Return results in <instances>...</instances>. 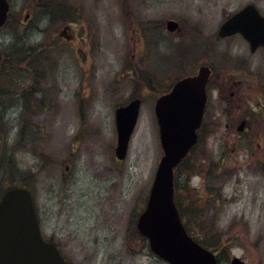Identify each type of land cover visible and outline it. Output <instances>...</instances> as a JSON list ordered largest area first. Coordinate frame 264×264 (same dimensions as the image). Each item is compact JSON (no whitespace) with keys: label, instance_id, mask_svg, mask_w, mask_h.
Listing matches in <instances>:
<instances>
[{"label":"rangeland","instance_id":"1","mask_svg":"<svg viewBox=\"0 0 264 264\" xmlns=\"http://www.w3.org/2000/svg\"><path fill=\"white\" fill-rule=\"evenodd\" d=\"M9 1L0 51L17 42L41 65L1 75L0 199L26 184L47 236L78 237L63 250L69 264H165L134 228L163 155L154 103L206 63L216 78L204 137L187 161L193 171L180 170L178 206L201 218L202 226L185 220L195 235L204 226L211 241L220 239L226 252H218L219 264L235 256L264 264V49L252 53L242 35L218 34L248 3L264 14V0ZM169 19L180 23L174 32ZM30 68L40 74L28 75ZM234 74L241 89L223 83ZM11 78L33 79L40 90L26 100L13 93ZM136 97L139 120L117 165L115 111ZM243 120L248 132L238 130ZM62 196L71 201L64 212Z\"/></svg>","mask_w":264,"mask_h":264},{"label":"water","instance_id":"2","mask_svg":"<svg viewBox=\"0 0 264 264\" xmlns=\"http://www.w3.org/2000/svg\"><path fill=\"white\" fill-rule=\"evenodd\" d=\"M9 8L8 0H0V27L7 21ZM178 27V21H167L169 31ZM237 32L249 41L252 50L264 45V16L254 4L231 15L219 29L221 36ZM1 60L0 54V66ZM211 73L209 66L201 65L196 74L176 81L155 102L163 155L137 228L148 238L151 250L170 264H218L215 252L190 235L175 201V168L198 141ZM140 107L141 99L136 98L116 110L115 154L119 160L128 154ZM0 264H66L57 245L43 238L32 192L27 187L7 189L0 201ZM231 264L245 261L235 256Z\"/></svg>","mask_w":264,"mask_h":264},{"label":"trees","instance_id":"3","mask_svg":"<svg viewBox=\"0 0 264 264\" xmlns=\"http://www.w3.org/2000/svg\"><path fill=\"white\" fill-rule=\"evenodd\" d=\"M124 1H126V4H127V2L129 0H124ZM20 39L22 40V37ZM30 52H31V49L27 51V49L24 47V45H18L17 42H16V45H12L10 47V51L5 50L4 52H1L2 56H3L1 75L3 73L9 74L10 71H20L22 69H19V68L24 67V66H28V65H32L34 67L35 66L39 67L41 65V63L39 62L40 59L39 58H35V57L32 58L34 56V54L33 53L32 54H28ZM28 58H32V59L29 60ZM10 66H13L14 69L13 70H9L8 67H10ZM25 71L28 72V75H31V74L39 75L40 74V72H38V70L35 72L34 68H30L29 70H25ZM22 74H24V73H22ZM11 79H12L13 83L10 85V88L14 90L13 93H16V92L22 93L23 97L26 100H29V95H33L38 90H40V87L35 86L33 79L28 78L27 81L23 80L22 78H19V79L11 78ZM3 85L4 84H2V82H1L0 90H1ZM25 99H24V101H25ZM0 132H1L0 134H3V132H4L3 129H2L1 124H0ZM203 135L204 134L202 133V130H201L200 139L204 137ZM196 147L197 146H195V148ZM189 158L190 157L188 156L176 169V187L177 188H178V185H179V181L178 180H179V176H180V170H181L182 173H186L187 176H190L191 172L193 171V170H191V166L187 165V161H188ZM196 166H198V164H196ZM209 173H212L213 175H216L217 171H215V169L212 168V171L209 172ZM22 184L26 185L24 183H22ZM22 184H18V185H22ZM12 186H15V184L12 185ZM182 212L184 213V211H181V214L183 215L182 217H183L184 221L187 220L188 218L194 219L195 223H198V224H200V226H202V222L200 221L201 218L199 219V217H196L192 210H191V216H186V213L183 214ZM214 228L215 227H212L209 232L212 233ZM188 230L190 231V229H188ZM190 232H192V231H190ZM207 234L208 233L205 230L204 226L202 227V229L200 231V234L198 236L195 235L192 232V235L200 243H203L206 247H209L211 249L216 250L217 252L220 253V256H221V254H223V252H226V248L223 247V245L220 243V239H216V241H211L210 238L213 235L209 238L207 236ZM214 237H216V234L214 235Z\"/></svg>","mask_w":264,"mask_h":264},{"label":"flooded vegetation","instance_id":"4","mask_svg":"<svg viewBox=\"0 0 264 264\" xmlns=\"http://www.w3.org/2000/svg\"><path fill=\"white\" fill-rule=\"evenodd\" d=\"M31 16H32V13H30V12H28V14H27V17H26V19H25V21H24V23L25 24H27L28 23V21L31 19ZM233 36V35H232ZM230 37V36H229ZM249 44V47H250V51L252 52V53H255L256 51H258V50H260V49H264V46L262 45V46H258L257 48H256V50L255 51H253L252 49H251V46H250V43H248ZM206 64V63H205ZM209 65V64H208ZM210 67L213 69V73H212V75H211V77H210V79H209V81H208V84H207V87H208V93H209V99H210V92H209V89L212 87V85H213V83H215V82H213L214 81V79L216 78V70H215V67L213 66V65H210ZM239 67H242V66H239ZM236 74H234V76H231V77H229L227 80H224V82L223 83H225V84H227V85H230L232 88L233 87H236V86H238V87H240V89H241V82H242V80L241 79H239L238 77H236L235 76ZM232 95L234 96L235 95V92L233 91L232 92ZM128 103V102H127ZM234 124V123H233ZM250 125H251V123H249V121H247V120H243V121H241L240 122V124L238 125V130H239V132H240V130H244V128H246V132H248L249 131V127H250ZM252 126V125H251ZM248 129V130H247ZM115 160H116V163H117V165H121V164H123V160L121 161V160H118L116 157H115ZM66 169H67V171L69 172V170H70V165H67V167H66ZM66 178V177H65ZM59 208H60V211L61 212H64V211H66L69 207H70V203H71V201H70V197L69 196H62V199L60 198L59 199ZM36 205V204H35ZM36 209H37V207H36ZM37 213H38V215H39V212H38V210H37ZM103 215L104 214H102V215H100L99 216V218H101V217H103ZM40 217V216H39ZM136 217V216H135ZM134 217V218H135ZM39 220H40V218H39ZM135 223H136V219H135ZM40 225H41V221H40ZM135 228V227H134ZM41 231H42V236H43V238L45 239V240H47V241H50V242H54L57 246H58V248H59V250L62 252V254L65 256V258H66V264H69V262H68V260H67V257H66V254H65V252L63 251L65 248H66V243H67V241L68 240H77L78 239V237L76 238H74V236L73 235H75L74 233L73 234H70V235H64L63 233V231H59V233H52V234H54V235H51L50 234V236H47V233L45 232V228H44V230H43V228H42V225H41ZM135 231H136V228H135ZM137 232V231H136ZM86 263H88V261H86ZM78 264H80V262L78 263Z\"/></svg>","mask_w":264,"mask_h":264}]
</instances>
